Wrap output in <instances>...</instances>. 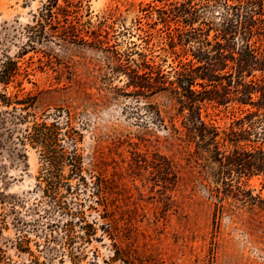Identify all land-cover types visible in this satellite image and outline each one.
<instances>
[{
	"label": "rangeland",
	"instance_id": "374dc122",
	"mask_svg": "<svg viewBox=\"0 0 264 264\" xmlns=\"http://www.w3.org/2000/svg\"><path fill=\"white\" fill-rule=\"evenodd\" d=\"M46 1L0 0V71L19 68L0 84V264H264V176L227 166L229 144L218 155L193 137L188 109L155 79L199 66L194 44L167 38L189 29L173 12L183 0H57L51 22ZM231 66L216 68L232 79L198 104L220 145L222 132L257 131L244 93H264V57L241 82ZM14 94L24 104L5 105ZM55 122L77 171L67 159L54 168L24 138Z\"/></svg>",
	"mask_w": 264,
	"mask_h": 264
},
{
	"label": "trees",
	"instance_id": "16d2710c",
	"mask_svg": "<svg viewBox=\"0 0 264 264\" xmlns=\"http://www.w3.org/2000/svg\"><path fill=\"white\" fill-rule=\"evenodd\" d=\"M154 1L160 2L159 0ZM192 1L183 0V3L173 6V12L176 14L175 18H181L184 27H189V29L186 31L176 29L175 36L168 34L167 38L171 45L175 44V39L183 47L188 46L189 43L194 44L193 47L187 49V52L191 54L199 66L182 65L180 71L176 72L175 81L172 82L166 80L160 70H156L154 72L155 79L161 85L167 83L172 90L171 92L177 96L181 107L188 109L189 115L186 120L190 126L189 133L193 137L214 144L217 154L218 152L221 153L220 146L223 147L225 143L229 144L233 150V155H230L231 158L225 157L228 159L227 166L230 165L237 173H259L264 176V113H260V110L264 111V93H260L261 98L258 102L251 101L250 92L244 93L245 95L247 94L250 106L254 109L249 115L256 118L255 128H257V131L251 134L252 130L248 129H241L239 132L232 130L229 133L222 132L221 145L216 141L219 137L217 129L201 120L200 107L198 105L206 99V95L213 93L221 85L223 77L232 79L231 74L220 76L218 69H216L220 64L225 68L227 67V61L231 62L233 64L231 69L238 74L236 78L241 82L243 73L253 68L258 63L259 57H264L262 45H260L262 49L256 47L259 42L264 45V20L260 18L262 14L259 13L261 12V5L260 3L257 4L256 0H236L235 3H232V0H197V4H192ZM57 6V0H47L42 5L41 11L44 12L45 18H49L50 22L52 20V10L56 9ZM256 6L259 8V12L256 11ZM178 9H180L179 13L177 12ZM214 9L218 11L217 22L212 20ZM160 12L161 17L159 19L165 22L168 19L166 10ZM196 23L199 25L198 28L193 27ZM210 31L214 32L211 41L208 40ZM8 64L7 68L0 71V84L5 87L14 80L19 71L15 61L9 60ZM139 77L140 75H133L132 78L138 79ZM17 86L19 87V85ZM195 86H199L201 91L193 89ZM248 86L253 89L252 83L244 85V87ZM135 87L143 88L139 85ZM206 87H211L213 91H206ZM157 88L161 87L158 86ZM1 96L7 106L24 104L22 100L17 98V94L7 97ZM27 108L25 105L22 109L26 110ZM57 129L56 122L51 124V126H46L44 123L33 124L25 129L24 138L29 143L38 146L43 153V157L47 159L48 164L54 168L58 169L62 161L67 159L71 162L72 169L77 171L80 158L76 155V150L72 154H65L62 148H59ZM251 136H253L254 140L249 139ZM245 141L250 144L259 143L260 145L257 147L248 145L249 150H247L240 147L239 144ZM225 151H223V154ZM219 163L221 168H224L221 165V161Z\"/></svg>",
	"mask_w": 264,
	"mask_h": 264
}]
</instances>
